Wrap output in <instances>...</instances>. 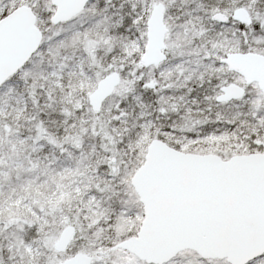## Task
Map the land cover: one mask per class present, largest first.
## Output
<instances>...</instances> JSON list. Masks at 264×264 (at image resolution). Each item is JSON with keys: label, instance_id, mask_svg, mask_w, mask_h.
I'll return each instance as SVG.
<instances>
[{"label": "snow or ice", "instance_id": "obj_1", "mask_svg": "<svg viewBox=\"0 0 264 264\" xmlns=\"http://www.w3.org/2000/svg\"><path fill=\"white\" fill-rule=\"evenodd\" d=\"M0 264H264V0H0Z\"/></svg>", "mask_w": 264, "mask_h": 264}]
</instances>
